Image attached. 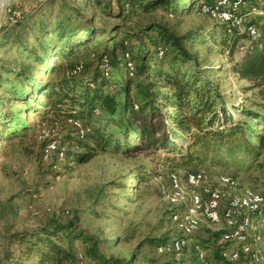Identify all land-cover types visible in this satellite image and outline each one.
I'll return each instance as SVG.
<instances>
[{"label":"trees","instance_id":"trees-1","mask_svg":"<svg viewBox=\"0 0 264 264\" xmlns=\"http://www.w3.org/2000/svg\"><path fill=\"white\" fill-rule=\"evenodd\" d=\"M180 1L122 0L118 9L124 20L138 11L152 13L158 8L181 16L188 8H180ZM218 1L190 0L189 10L200 11L204 4L219 7ZM247 2L248 12L241 10V16L246 26L256 27V35L238 28L229 32L225 23L208 32L191 29L182 34L151 23L137 31L123 25L113 26V31L91 27L74 41L75 31H62L64 24H60L64 56L57 53L59 65L54 72L50 52L30 50L19 37L16 42L26 55L15 71H5L7 87L3 88L0 73V90L5 94L0 95V136L10 140L35 134L36 127L25 116L37 114L42 124L51 120L71 125L72 133L65 137L66 166L69 161L88 163L98 154L163 150L169 154L168 172L216 167L237 178L249 175L250 186L264 190V0ZM97 3L101 5L100 0ZM212 55L229 58L233 72L251 82L242 88L244 92L258 89L248 99L249 105L236 108L239 117L230 111L220 84L212 81L222 71L208 64ZM37 65L43 67V75L55 74L59 79L41 80ZM70 119L88 129L83 137ZM148 175L161 176L151 169L141 173ZM211 231L217 241L222 239L223 230ZM14 237L24 246L23 257L13 259L14 264H29L23 263L25 256L37 257L38 264H160L156 258L141 257L139 251L130 259L104 255L102 240L80 230L76 221L51 220ZM147 242L156 248L167 240ZM211 247L224 264L221 252L228 245Z\"/></svg>","mask_w":264,"mask_h":264},{"label":"rangeland","instance_id":"rangeland-1","mask_svg":"<svg viewBox=\"0 0 264 264\" xmlns=\"http://www.w3.org/2000/svg\"><path fill=\"white\" fill-rule=\"evenodd\" d=\"M97 2L98 0H16L12 4L13 8H10L12 12L4 14L0 26V73H3V88L9 85L5 81L8 77L5 71H15L18 62L26 55L25 50L16 42L19 37L27 42L26 45L31 46L30 50L50 52L52 62L55 63L53 72L57 69V53H61L63 58L61 50L65 42L57 29L60 24H64L62 31H75L72 34L75 41L76 35L91 27L113 31V26L123 25L126 29L137 31L151 23H161L182 34L191 29L208 32L221 23L204 14L202 6L200 11L189 10L190 0L180 1V8H188L181 16L158 8L152 13L138 11L128 20L122 19L119 14L118 8L123 5L122 0H100L101 5ZM247 4H242L238 9L239 19L243 23L241 10L247 13ZM21 9H25L23 13L13 15V12ZM87 19L92 22H86ZM97 39L105 41L100 36ZM81 57L83 56L76 57L73 62ZM208 64L222 69L214 74L212 81L220 84L230 111L239 117L236 108L249 105L248 99L258 89L248 93L243 91L242 88L251 82L240 79L233 72L229 58L212 55ZM37 67L40 69L41 80L59 79L55 74L43 75V67ZM0 95L5 96L4 91L0 90ZM25 120L36 127L35 134L10 140L0 136V263L14 264L13 259L23 257L20 249L24 246L17 243L14 237L16 233L33 232L51 220H56L62 224L76 221L80 230L102 240L100 249L106 256L130 259L134 251H139L141 257L156 258L160 264L171 261L173 264H202L198 251L203 249L210 264H223L215 257L216 249L211 245L218 247L219 244L210 235L211 230L206 225L192 238L187 256L180 263H176L170 255L160 254L159 245L155 248L147 242V239L169 241L180 234L173 215L183 208L170 204L163 194L164 189L168 188V175L174 171L167 170L169 154L165 151L98 154L88 163L69 161L66 166L64 158L68 138L65 137L71 135V125L57 121L53 123L51 120L42 124L37 114H26ZM75 121L79 120H69L80 133L81 127ZM82 126L84 127L83 124ZM53 139L58 140L56 149L46 151L51 143H56ZM179 143L184 142L180 140ZM207 168L212 169L214 176L224 171L216 167ZM145 169L159 171L161 176H141ZM237 179L241 186L251 187L249 175L241 174ZM211 184L217 186L213 178ZM256 190L264 192L259 187ZM220 243L225 242L220 240ZM260 249L264 256V237ZM22 259L23 263L38 264L35 256L30 259L25 256Z\"/></svg>","mask_w":264,"mask_h":264},{"label":"bare ground","instance_id":"bare-ground-1","mask_svg":"<svg viewBox=\"0 0 264 264\" xmlns=\"http://www.w3.org/2000/svg\"><path fill=\"white\" fill-rule=\"evenodd\" d=\"M242 4H247V0H221L218 4L219 8L204 4L201 11L227 24L229 32L238 28L240 31L256 35L257 29L254 25L246 26L243 20L239 19L238 9ZM75 124L81 127L80 135L83 137L87 129L79 121H75ZM53 149H56L55 142L51 143L46 151ZM198 170L203 172L201 177L191 178V180L186 172L194 171L188 169L172 171L168 176V188L164 189L163 194L170 204L183 208L182 211L173 215L175 226L180 234L160 244L158 252L170 255L176 263L182 262L187 256L192 238L200 233L202 227L207 226L206 228L213 231L223 230L221 240L232 244L228 264H237V262L247 264V262H241L244 248L249 253V264H256V257H259L258 264H264V256L260 249L264 237V206L262 204L264 192L253 187L241 186L233 175L220 173L214 176L212 169L206 167ZM212 178L217 182L215 187L211 184ZM197 187H203V194L214 193L217 199H226L239 205L228 203L227 208L212 213V208H207L201 201V194ZM227 216H232V219H226ZM229 231H233L232 236ZM222 252H228V248ZM198 253L202 264H210L203 249H199Z\"/></svg>","mask_w":264,"mask_h":264},{"label":"built area","instance_id":"built-area-1","mask_svg":"<svg viewBox=\"0 0 264 264\" xmlns=\"http://www.w3.org/2000/svg\"><path fill=\"white\" fill-rule=\"evenodd\" d=\"M10 12H12V9H9ZM23 13V11H19V12H13V15L19 16L20 13ZM10 14V13H9ZM56 140V145H58V140L57 139H53ZM187 176H189V179L191 180V178H195V177H201L202 173L199 170H195L194 172H186ZM199 188V192L201 194V201L204 203L205 206H207V208H212V213L214 211H218L222 208H227L228 203H236V202H231V201H227L226 199H217L216 196L214 195V193L212 194H203V187H197ZM264 206V202L262 203ZM236 205H239L236 203ZM233 215V214H232ZM226 219H232V216H227ZM222 220V219H220ZM231 236L233 234V231H229ZM189 237V235H188ZM219 246L221 245H228V252H221V254L224 257V264H228V258H229V250H230V243H220V241H217ZM187 244H188V240H187ZM205 256V253H204ZM241 262H247V264H249V253L246 252V249L244 248V253H243V258ZM259 262V257H256V264H258ZM237 264H239V262H237Z\"/></svg>","mask_w":264,"mask_h":264},{"label":"water","instance_id":"water-1","mask_svg":"<svg viewBox=\"0 0 264 264\" xmlns=\"http://www.w3.org/2000/svg\"><path fill=\"white\" fill-rule=\"evenodd\" d=\"M15 1L16 0H0V26H1V22H2V19L4 17V14H7V12L12 7V4ZM21 10L24 12L25 9L24 10L21 9Z\"/></svg>","mask_w":264,"mask_h":264}]
</instances>
